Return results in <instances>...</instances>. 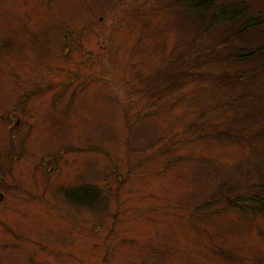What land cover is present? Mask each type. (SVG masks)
I'll return each mask as SVG.
<instances>
[{
    "label": "rangeland",
    "instance_id": "374dc122",
    "mask_svg": "<svg viewBox=\"0 0 264 264\" xmlns=\"http://www.w3.org/2000/svg\"><path fill=\"white\" fill-rule=\"evenodd\" d=\"M175 1L0 0V264H264V211L204 206L264 184V75L147 89L195 34Z\"/></svg>",
    "mask_w": 264,
    "mask_h": 264
},
{
    "label": "trees",
    "instance_id": "16d2710c",
    "mask_svg": "<svg viewBox=\"0 0 264 264\" xmlns=\"http://www.w3.org/2000/svg\"><path fill=\"white\" fill-rule=\"evenodd\" d=\"M174 4L184 10L186 19L194 28L195 34L188 40L187 46L184 44L179 47L183 50L178 58L166 64L157 74H152L153 79L147 89L162 87L158 93L161 94L165 90L177 88L180 84L183 86L177 89L182 90L186 84L183 77L190 74L188 69L193 67L196 69L193 78L195 81H204L205 78L201 77L206 72L200 70L205 67L220 69L214 78L207 79L216 84L222 81L234 85L247 83L264 75V66L259 61L264 54V43L260 45L252 41L246 43L250 35L264 31V10H260V7L256 5L253 6L248 0H178ZM219 31L222 32V37L212 35L213 32L218 34ZM240 42L243 45L236 48V43ZM213 72L216 71L213 70ZM205 82L207 81L201 83ZM236 100L238 98H235ZM216 105L225 109H237V107L238 111L242 109L231 99L220 100ZM242 112L243 109L240 113ZM204 117L201 115L198 120L211 124L209 130L211 129L214 133L217 125L205 120L207 118ZM234 119L227 118L221 123L229 127L230 123L237 118L234 117ZM195 124L196 122L189 130H192ZM223 131L222 129L220 132ZM256 187L264 190V184L256 186L250 182L241 184L240 181H236L232 184H221L213 193L211 200H207L204 206H212L214 202L224 201L229 208L238 212H249V208L252 211H264V200L254 193ZM65 197L73 204L92 209L100 198V192L92 188L69 190L65 191Z\"/></svg>",
    "mask_w": 264,
    "mask_h": 264
}]
</instances>
